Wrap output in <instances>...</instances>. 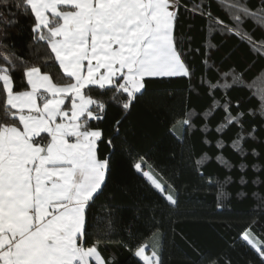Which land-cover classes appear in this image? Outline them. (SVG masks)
<instances>
[{"label":"trees","instance_id":"trees-1","mask_svg":"<svg viewBox=\"0 0 264 264\" xmlns=\"http://www.w3.org/2000/svg\"><path fill=\"white\" fill-rule=\"evenodd\" d=\"M193 3L203 11H193ZM241 3L252 11L262 6L261 0ZM19 11L13 15L16 7L0 6V53L43 63L37 55L50 50L44 45L36 53L34 17ZM209 16L222 22L215 31H209ZM224 24L233 31H220ZM240 30L258 45L264 42V25L251 17ZM174 37L190 77L146 78L128 110L122 107L126 95L113 100L111 91L85 90L106 104L103 118L90 126L102 131L98 158L110 157L106 184L88 214L86 246L99 235L98 249L111 264H143L134 252L147 242L159 243L162 264H264L242 239L249 232L264 244V55L236 35L220 0H181ZM11 74L14 88L20 87L23 67ZM53 74L63 75L58 65ZM186 115L189 124H183ZM226 116L233 117L231 124ZM137 163L174 195L176 205L137 172Z\"/></svg>","mask_w":264,"mask_h":264},{"label":"snow or ice","instance_id":"snow-or-ice-1","mask_svg":"<svg viewBox=\"0 0 264 264\" xmlns=\"http://www.w3.org/2000/svg\"><path fill=\"white\" fill-rule=\"evenodd\" d=\"M220 4L231 15L236 35L264 55V42L258 45L240 30L247 17L264 25V0L256 11L241 0ZM0 6L16 7L13 15L20 9L30 13L36 53L44 45L50 50L37 55L43 63L31 64L0 53V264H111L98 249L99 235L86 246L88 214L106 184L110 157L98 158L102 131L90 126L103 118L106 104L85 90L111 91L113 100L126 95L122 107L128 110L146 78L190 77L174 37L181 0H0ZM192 10L203 11L195 3ZM221 23L209 16V31ZM219 30L233 28L224 24ZM55 65L62 76H54ZM20 67L23 78L14 88L11 73ZM233 81L241 82L235 75ZM261 97L264 114V90ZM225 121L231 124L233 117ZM183 124H189L187 115ZM135 168L142 171L139 163ZM143 176L165 193L148 171ZM164 198L178 203L172 194ZM111 230L109 220L104 235ZM242 239L264 259V244L249 232ZM158 249L159 243L146 255V247L138 246L134 256L143 264H162Z\"/></svg>","mask_w":264,"mask_h":264},{"label":"rangeland","instance_id":"rangeland-1","mask_svg":"<svg viewBox=\"0 0 264 264\" xmlns=\"http://www.w3.org/2000/svg\"><path fill=\"white\" fill-rule=\"evenodd\" d=\"M179 95V94H178ZM178 95H176L177 97V99L179 100V98H180V96H178ZM181 100V99H180ZM142 173H143V171H141ZM150 173V172H149ZM151 174V173H150ZM152 175V174H151ZM154 177V176H153ZM164 194V196L165 195H167V193L165 192V193H163ZM157 239V238H156ZM154 243L152 242V243H148L147 242V244L146 245H144L145 247H146V255H151V252H152V250H153V247H154ZM159 250V249H158Z\"/></svg>","mask_w":264,"mask_h":264},{"label":"crops","instance_id":"crops-1","mask_svg":"<svg viewBox=\"0 0 264 264\" xmlns=\"http://www.w3.org/2000/svg\"><path fill=\"white\" fill-rule=\"evenodd\" d=\"M149 78H155V77H149ZM66 105H67V107L70 108V101H66Z\"/></svg>","mask_w":264,"mask_h":264}]
</instances>
